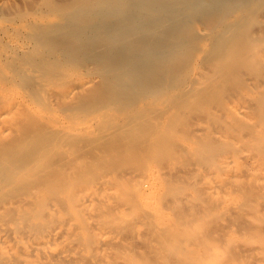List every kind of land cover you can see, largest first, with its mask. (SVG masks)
<instances>
[{"label":"bare ground","instance_id":"bare-ground-1","mask_svg":"<svg viewBox=\"0 0 264 264\" xmlns=\"http://www.w3.org/2000/svg\"><path fill=\"white\" fill-rule=\"evenodd\" d=\"M68 1L46 113L0 95V264H264V0Z\"/></svg>","mask_w":264,"mask_h":264},{"label":"rangeland","instance_id":"rangeland-1","mask_svg":"<svg viewBox=\"0 0 264 264\" xmlns=\"http://www.w3.org/2000/svg\"><path fill=\"white\" fill-rule=\"evenodd\" d=\"M41 1H43V0H0V95H2L1 94L2 92L3 93L5 92L3 94L4 96L2 95L5 98L6 97L12 98L14 94L16 96L18 95L20 97L23 96L21 98L23 100L25 99V101H26L25 103L31 105L33 108L37 107L35 109L43 110L46 113V109H48V106H46L45 104L49 105L48 101H47V97L49 98V96H51V93L54 91V89L51 88L52 92L50 90H47L46 94L45 93L39 94V92L36 91V88H34V86H32L31 88L29 87L30 85H32L31 81L33 82V80L27 79V76L24 73L26 71V69L35 70L36 66H34V65L39 64L42 60H41V58L34 59V60H32L31 58L28 59V57L26 55H24L23 53H21L18 50V46H22L23 48H25V50L27 52L28 51L29 52L34 51L35 48L31 44V41L34 39V34L37 32V37H38V34L43 32L42 30L45 27L44 25H48L50 27V25H53V24L57 25V24H60L63 20L68 19V18L64 19L62 17L57 18V16L59 17V13L61 10H64V12L67 13L66 15L70 16V14H73L74 8L73 9L62 8L64 6L66 7L65 1H67V0H54L56 3L54 2L53 8H52L53 11H51V15H53V18L49 19V18H47L48 17L47 14L43 15L45 13L43 10H42V12H40L39 9H37L38 7L42 6ZM75 1H77V0H75ZM75 1L69 0L68 1L69 3L67 2V7H72L71 5ZM78 1H86V0H78ZM113 1L114 0H104L103 2L106 5H113ZM131 1L133 2V0H131ZM98 3H99V5L95 4V6H94V9H93L94 11H92V12L95 14L91 13L92 17H94V16L96 17L99 14H101V13H99L98 10H99V6H101L102 3L100 1ZM68 5H70V6H68ZM58 7H61V8H58ZM168 7H169V4L167 3L166 6L163 7V10H165ZM148 8L150 9V8H152V6L148 7ZM67 9H69V10H67ZM38 13L40 15H38ZM43 16H45V17H43ZM69 16H66V17H69ZM39 18L42 20H40ZM45 18L48 20V22ZM42 21H44L43 22L44 25H42ZM65 22H66V20H65ZM68 22H69V20H67V22H66L68 25L65 23L67 25L66 27L70 32H72V30H70L71 27L69 28ZM188 27L189 26L186 25V27L184 28V30L187 29V30H185V32H187L189 30ZM31 28H32V30H31ZM184 30H183V32H184ZM26 36L27 37L29 36V37L27 38ZM32 36H33V38H32ZM60 40H61V38L59 39V41ZM15 50H16V52H15ZM31 56L32 55H29V57H31ZM77 57H78V59L74 62V64H73L74 66L78 65L79 58H83L82 56L81 57L77 56ZM22 58H24V59H22ZM27 61L32 65V67L30 66V64ZM82 61H83V59H82ZM80 63L82 64L83 62H80ZM26 64H28V65H26ZM16 65H17V67H16ZM22 70H23V72H22ZM20 71L22 72V74H19ZM35 71H31L32 72L31 78H33L39 74L37 69ZM15 78H17V79L15 80ZM20 81H21V83H20ZM26 81L28 83H26ZM57 84L59 86V87H57V88H59L58 91H60L59 93H61V91L64 90L63 88L65 85L63 84V81L60 82V80L58 81ZM17 86H19V87H17ZM28 88H30V91ZM32 88H34V89H32ZM102 91H104V90H102ZM22 92H24V93H22ZM18 93H20L21 95ZM36 93H37V96H36ZM10 95H12V96H10ZM39 96H43L44 97L43 99L45 101L42 99L41 100L42 103L41 102H34L35 98H37V97L39 98ZM29 97H31V98H29ZM92 99H93L92 97H89V99L86 101V103H84L85 106L87 107V108H84L85 110H88V108L89 109L92 108L94 110V109L102 106V104H100L99 100H95L96 102L95 101L92 102ZM39 103H41V104L44 103V104L41 105ZM90 106H91V108H90ZM79 113H80V111H79Z\"/></svg>","mask_w":264,"mask_h":264}]
</instances>
